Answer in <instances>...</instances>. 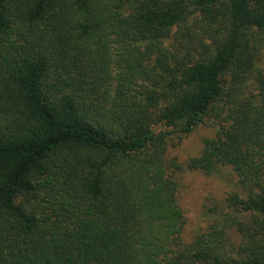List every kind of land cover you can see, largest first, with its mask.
Masks as SVG:
<instances>
[{
  "label": "trees",
  "instance_id": "obj_1",
  "mask_svg": "<svg viewBox=\"0 0 264 264\" xmlns=\"http://www.w3.org/2000/svg\"><path fill=\"white\" fill-rule=\"evenodd\" d=\"M263 50L264 0H0V264H264ZM209 121L242 190L185 242Z\"/></svg>",
  "mask_w": 264,
  "mask_h": 264
},
{
  "label": "rangeland",
  "instance_id": "obj_2",
  "mask_svg": "<svg viewBox=\"0 0 264 264\" xmlns=\"http://www.w3.org/2000/svg\"><path fill=\"white\" fill-rule=\"evenodd\" d=\"M261 57L264 62V50ZM217 130L218 126L211 121L201 124L179 144L172 146L168 154L169 158L176 157L183 166L178 173V200L186 217L183 232L185 242L191 241L197 232L208 227L215 216L227 212V196L231 192L242 190L238 185L237 174L229 166L221 167L211 174L189 170L187 167L188 160L199 156L203 151L204 139L215 137ZM229 234L235 244L240 242L241 236L236 229L231 228Z\"/></svg>",
  "mask_w": 264,
  "mask_h": 264
}]
</instances>
